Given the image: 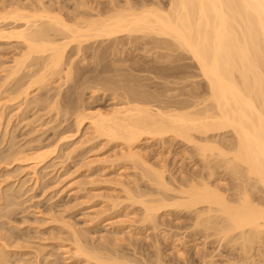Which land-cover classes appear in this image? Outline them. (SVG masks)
<instances>
[{
    "label": "bare ground",
    "instance_id": "6f19581e",
    "mask_svg": "<svg viewBox=\"0 0 264 264\" xmlns=\"http://www.w3.org/2000/svg\"><path fill=\"white\" fill-rule=\"evenodd\" d=\"M86 4L84 0L76 10L65 12L44 0L0 3V46L9 47L7 53H0V107L9 105L19 115L44 106L57 120L75 115L77 134L120 148V159L139 171V179L125 180L118 174L89 199L99 207L94 210L98 222L106 221L112 233L118 226L121 233L129 229L130 239L104 237L110 247L94 246L81 230L69 225L71 244L63 245L64 253L83 264H164L159 242H169L164 219L171 216L168 208L175 207L191 213L193 228H203L206 238H217L219 250L224 243L232 244L239 252L234 264H264V203H257L252 194L257 189L264 195V0H171L166 9L127 4L102 10ZM125 37L128 41L123 43ZM143 41L191 56L208 87L203 108L190 110L187 104L164 109L155 104L163 103L162 95L132 84L145 79L132 72L153 71L141 65L122 70L116 61L103 64L120 47ZM85 90L91 91L89 102L82 98ZM101 91L106 98L110 91L112 110L92 111L79 104L99 103L105 98ZM220 132L233 134L235 142L229 150L211 136ZM166 137L192 145L209 169L213 163L225 164L238 180L237 197L231 200L218 185L200 178L172 185L165 168L155 167L140 149L143 142ZM15 145L11 141L8 151L0 154V165L35 162L31 174L37 182L36 166L51 150ZM169 193L176 197L168 198ZM21 197V188L0 183V219H10L22 205ZM122 205L125 218L110 222ZM110 211L114 213L108 215ZM133 224L145 233L150 228L156 231L155 262L132 258L119 248L123 243L136 248L131 242ZM4 230L0 226V264H8L14 238L12 231ZM176 250L185 260V253ZM201 258L204 264H213L207 260L212 256Z\"/></svg>",
    "mask_w": 264,
    "mask_h": 264
},
{
    "label": "rangeland",
    "instance_id": "374dc122",
    "mask_svg": "<svg viewBox=\"0 0 264 264\" xmlns=\"http://www.w3.org/2000/svg\"><path fill=\"white\" fill-rule=\"evenodd\" d=\"M25 0H0V3L14 5ZM48 5L62 6L65 12L77 9V5L84 0H44ZM90 6L107 10L113 5L125 6L130 4L136 8L159 7L168 8L171 0H85ZM86 4V5H87ZM128 38L122 39L126 43ZM134 44L120 47L121 51L116 56H106L103 64L117 62L122 70L138 68L139 65L153 72H132L134 75L144 77V89L162 95L163 103H155L164 109H180L181 106L190 104V110L201 109L208 99V87L205 79L191 56L182 51L162 49L155 44ZM108 42L105 43L107 45ZM9 47L0 46V53H7ZM130 72V71H129ZM157 72L163 74L160 79ZM127 72H122L126 74ZM109 75H104L106 78ZM122 77L121 79H124ZM1 79V76H0ZM72 84V82H71ZM1 85V82H0ZM70 85V84H68ZM67 85V86H68ZM64 89H66V87ZM4 89V88H2ZM110 92V91H109ZM109 92L106 96L103 91L99 93V103H79L92 111H110L115 106L111 103ZM91 91L85 90L82 98L89 102ZM44 106L28 113H20L10 108L0 107V154L9 149V143L14 142L15 148L28 150L32 147L44 146L51 150L50 156L37 164L38 181L31 174L35 162H14L0 165V183L2 187H11L13 190L21 188L19 201L22 205L13 210L10 219H0V226L12 231L11 254L8 264H83L70 254H65L63 245L71 244V231L69 225L81 230L87 236L90 245L110 247L102 238L110 236H124L130 239L129 229H113L105 222L95 219L94 210L99 207L92 206L89 199L97 193L98 188L116 179L118 174L123 179H139L138 170L127 161L120 158V148L100 143L87 141L86 137L76 133L74 124L75 115H67L57 120L54 113H47ZM14 115L13 119H10ZM218 134V133H217ZM213 134L214 141L223 149L229 150L235 138L231 132H220V136ZM144 157L155 167H164L167 180L174 186L186 184L196 178L204 179L213 186L218 185L227 193L231 200L237 197L236 189L238 180L224 165H210L206 167L202 158L192 145L180 139L152 138L140 144ZM143 188L147 183L140 180ZM73 187V190H72ZM253 198L257 203H264V195L257 189L252 190ZM168 198L176 197L174 193L167 194ZM94 200V199H93ZM92 200V201H93ZM93 210V211H92ZM171 216L164 219L163 229L167 232L169 242H159V249L164 264H204L202 254L212 256L207 259L213 264H234L239 252L232 244L224 243L219 250L217 238H206L203 228H193L191 213L182 209L169 207ZM112 211L108 212L111 215ZM110 222L117 223L125 218L122 205ZM94 222H91V220ZM130 225L129 223L126 226ZM4 230L3 232H5ZM134 234L131 240L136 248L128 243L120 245L128 256L132 258H146L156 261L157 250L153 246L157 238L156 231L152 228L145 233L143 227L133 224L130 228ZM211 233V232H210ZM205 244V245H204ZM197 245L200 251L197 252ZM185 253V260L177 256V250ZM264 254V245L262 246ZM258 258V257H257Z\"/></svg>",
    "mask_w": 264,
    "mask_h": 264
}]
</instances>
